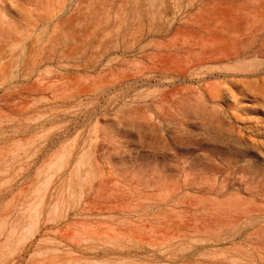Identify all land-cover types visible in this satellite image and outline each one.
I'll return each mask as SVG.
<instances>
[{
	"label": "rangeland",
	"instance_id": "obj_1",
	"mask_svg": "<svg viewBox=\"0 0 264 264\" xmlns=\"http://www.w3.org/2000/svg\"><path fill=\"white\" fill-rule=\"evenodd\" d=\"M0 264H264V0H0Z\"/></svg>",
	"mask_w": 264,
	"mask_h": 264
}]
</instances>
